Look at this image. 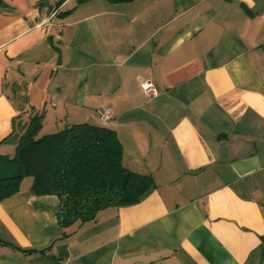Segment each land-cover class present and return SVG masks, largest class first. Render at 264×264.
<instances>
[{"label":"crops","instance_id":"obj_1","mask_svg":"<svg viewBox=\"0 0 264 264\" xmlns=\"http://www.w3.org/2000/svg\"><path fill=\"white\" fill-rule=\"evenodd\" d=\"M5 2L0 155L36 113L39 136L104 125L156 187L62 229L60 198L26 177L0 236L46 250L0 244V264H264V0Z\"/></svg>","mask_w":264,"mask_h":264},{"label":"trees","instance_id":"obj_2","mask_svg":"<svg viewBox=\"0 0 264 264\" xmlns=\"http://www.w3.org/2000/svg\"><path fill=\"white\" fill-rule=\"evenodd\" d=\"M76 1L79 5L91 0ZM0 7L10 8L5 0H0ZM43 119V113L32 115L17 140L14 156L0 155V201L16 194L23 179L32 177V190L36 194H55L60 198L57 218L65 229L76 222L94 220L104 208L137 204L156 187L151 175L125 167L123 145L116 130L83 122L39 136ZM0 244L24 254L46 250L21 248L1 236Z\"/></svg>","mask_w":264,"mask_h":264},{"label":"built area","instance_id":"obj_3","mask_svg":"<svg viewBox=\"0 0 264 264\" xmlns=\"http://www.w3.org/2000/svg\"><path fill=\"white\" fill-rule=\"evenodd\" d=\"M142 89L145 94L149 97L155 96L158 92L154 88V86L149 81H144L142 83ZM101 119L104 123H109L111 119V110L109 108H105L101 113Z\"/></svg>","mask_w":264,"mask_h":264}]
</instances>
